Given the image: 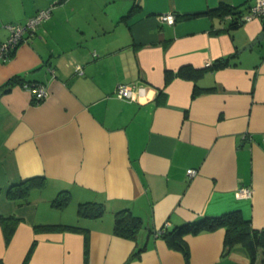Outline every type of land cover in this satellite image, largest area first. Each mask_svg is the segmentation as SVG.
I'll use <instances>...</instances> for the list:
<instances>
[{
	"label": "crops",
	"instance_id": "crops-1",
	"mask_svg": "<svg viewBox=\"0 0 264 264\" xmlns=\"http://www.w3.org/2000/svg\"><path fill=\"white\" fill-rule=\"evenodd\" d=\"M254 1L0 0V41L8 24L50 7L0 59V264H22L33 242L26 264L250 262L240 244L222 255L223 228L184 236L188 261L153 232L231 210L264 229V18L232 26L235 16L215 11L224 3L245 14ZM166 12L173 24L160 21ZM229 54L223 68L166 82V71ZM13 77L44 84L47 95L36 100ZM119 83L133 84L136 100L116 96ZM196 87L204 91L193 95ZM32 177L44 185L22 202L14 191ZM62 190L69 210L52 204ZM86 201L103 213L80 215ZM124 208L141 219L135 239L113 232ZM4 217L16 219L8 243Z\"/></svg>",
	"mask_w": 264,
	"mask_h": 264
},
{
	"label": "trees",
	"instance_id": "trees-1",
	"mask_svg": "<svg viewBox=\"0 0 264 264\" xmlns=\"http://www.w3.org/2000/svg\"><path fill=\"white\" fill-rule=\"evenodd\" d=\"M215 11L219 15L232 14L234 17L232 26H237L243 21L241 20V11L234 10L232 7L227 4L221 3ZM233 54L225 55L220 58H217L210 65L204 68H194L192 66L186 65L178 68L175 73L170 71L165 72L166 82L174 75L195 80L204 69H219L223 68L230 64V59ZM17 82L21 86L24 84H33L39 83L34 81H25L19 77L11 78L10 83ZM204 91L196 87L193 91V95H196ZM43 180L41 177H32L21 181L17 188V191H14L15 195L21 197V201L25 202L27 200V194L30 191L31 187H42ZM69 200V192L62 190L58 192L56 197L52 200V204L56 207H64ZM78 213L86 217H99L103 211L104 207L99 202L95 201H86L78 204ZM16 219L7 217L2 218L3 231L5 242L8 243L11 235L14 231V223ZM141 226V219L133 215L132 212L127 209H120L114 212V225L113 232L114 234L128 238L135 239L136 233ZM36 231H51V230H84L87 229L80 228L76 225H67V224H37L34 226ZM224 229V238H223V250L222 255H226L233 246L242 245L248 251L250 256V262L248 264H256L258 253L262 250V256H264V229H255L251 225V220L242 215L239 210H231L215 216H204L194 221H186L179 225L174 226L171 229L161 227L156 229L153 233L155 236L160 237L166 243V245L171 248L182 252L184 259L188 261L189 251L184 243V236L186 235H197L202 232H211L216 229ZM34 242L30 247L28 253L26 254L22 264H26L30 253L33 249ZM87 236L85 237V253H87ZM261 264H264V259H262Z\"/></svg>",
	"mask_w": 264,
	"mask_h": 264
},
{
	"label": "built area",
	"instance_id": "built-area-1",
	"mask_svg": "<svg viewBox=\"0 0 264 264\" xmlns=\"http://www.w3.org/2000/svg\"><path fill=\"white\" fill-rule=\"evenodd\" d=\"M50 13V7L38 10L34 16L29 18L23 24H8L9 34L4 41H0V59L6 60L13 48L21 41L26 40V36H31L35 33L38 25L44 20ZM264 18V0H255L254 3L248 8L247 12L241 16L242 21L251 20L252 18ZM159 19L162 22L168 24H173L175 22L176 16L173 12H166L159 15ZM211 63L207 61L206 66ZM76 69L79 66L76 65ZM23 87L30 91L36 100H41L47 95V89L44 84L33 83L24 84ZM115 94L119 98H124L128 100H136V89L133 84L119 83L116 86ZM189 175H195L196 170L189 168L186 170ZM238 194L247 195L250 194V190L246 187H240Z\"/></svg>",
	"mask_w": 264,
	"mask_h": 264
},
{
	"label": "water",
	"instance_id": "water-1",
	"mask_svg": "<svg viewBox=\"0 0 264 264\" xmlns=\"http://www.w3.org/2000/svg\"><path fill=\"white\" fill-rule=\"evenodd\" d=\"M261 35H262V34L257 35L256 38H255L250 44H247V45L243 46V48H248V47H250L251 45H253V43H255L257 40L260 39V36H261ZM241 49H242V48H241Z\"/></svg>",
	"mask_w": 264,
	"mask_h": 264
},
{
	"label": "rangeland",
	"instance_id": "rangeland-1",
	"mask_svg": "<svg viewBox=\"0 0 264 264\" xmlns=\"http://www.w3.org/2000/svg\"><path fill=\"white\" fill-rule=\"evenodd\" d=\"M69 205H68V207H67V210H69L70 208H72V206H74V204L73 203H68ZM71 204V205H70Z\"/></svg>",
	"mask_w": 264,
	"mask_h": 264
}]
</instances>
